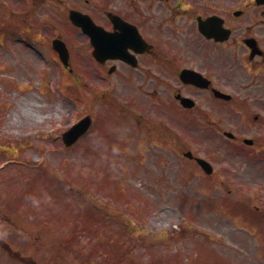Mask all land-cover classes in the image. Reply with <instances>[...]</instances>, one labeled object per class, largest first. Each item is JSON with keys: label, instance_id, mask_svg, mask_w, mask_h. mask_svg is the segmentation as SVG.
<instances>
[{"label": "rangeland", "instance_id": "obj_1", "mask_svg": "<svg viewBox=\"0 0 264 264\" xmlns=\"http://www.w3.org/2000/svg\"><path fill=\"white\" fill-rule=\"evenodd\" d=\"M16 19L14 10L0 5V215L6 220H1L0 231L5 232L7 236L12 235L11 239L14 245L17 242L22 249L23 257L19 253L10 259L8 256L5 260L0 257V264H264V239L261 240L264 233V216L248 207L241 198L221 196L248 214L242 217H228L225 213L218 212V220L226 221L223 226L231 224L232 233L222 226L216 227L212 224L213 220H217L214 216L199 215L194 211L192 198L188 196L190 189L177 198L180 200L178 202L173 198L149 201L146 200L149 193L140 194L141 203L146 200L154 205L150 210L148 205L146 206L148 211L142 215L144 221L139 225L140 229L125 231V217L116 212L118 216H114L115 218L107 223L110 226L104 230L99 228L98 231L97 228L88 227L95 223L96 215L99 216L102 212L95 204H101L104 192L100 193V188H96L90 192L91 195H86L82 190L85 186L103 187V181L113 176L120 192L125 195L118 192L115 182L111 180L104 183V188L118 194L124 201L119 200L115 204L114 199L107 194L103 198L113 201L115 208L121 207L135 192L143 188V183L149 188L150 196H155L152 190L155 189L152 183L154 178L162 185L163 181L159 178H166L167 174L171 173L180 182L179 170L175 165L182 163L172 156H168V160L175 165L165 159L154 160V164L166 163L163 167L158 166L157 172H152L149 165L144 164L146 159L143 165L136 162L132 171L122 169L133 161L127 153L130 146L133 147L138 142L139 131L151 138L153 149L163 151L159 143L162 140H171L169 136H165V132L172 119L159 120V115L153 118L151 110L155 105L152 103L149 107L144 99L131 100L135 109L127 104L114 102L106 112L103 111V114L95 117V127L86 136L83 154L79 145L75 148H64L60 141V130L82 113L79 109L80 88L67 83L65 73L52 59L33 54L28 46H22L24 49H19L18 52L1 50H10L15 40H18V36L10 38L4 28L6 23ZM17 44L19 47L18 42ZM112 92L117 94L119 100L126 98L119 96L118 89ZM134 93L133 90L132 94ZM89 102L93 104L92 108L101 107L100 103L92 99ZM147 108L152 117L149 120L150 130L138 125V121L133 117L138 111L142 112ZM127 128L131 133L137 134L134 139L129 140ZM190 132L194 134L193 130ZM186 134L189 133L185 132ZM105 147L107 151L104 150ZM142 147V144H138L133 148L136 152ZM143 153L147 158L149 151L145 150ZM131 155L140 161L143 160V155L139 153ZM101 159L107 162L108 167ZM96 164H100V168L106 172L99 171ZM185 165L190 167L189 177L199 178L200 170L196 163L186 162ZM162 168L163 171L160 172ZM140 169L148 176L146 182L143 177L138 180L140 176L137 173ZM130 176L137 182L135 187L133 185L132 193L127 185ZM84 177L90 181L88 184L83 185ZM230 177L233 178L230 182L233 193H257L255 186L240 185L236 183L238 178ZM216 180L224 181L219 178ZM178 188L185 190L183 184H179ZM166 189L170 190L174 197L175 189ZM166 189L163 187V190ZM194 196L199 202L222 200L218 208L222 211L226 209L225 200H219L215 192L203 189ZM254 201L259 202L258 198ZM163 203H168V207L159 209ZM133 206L129 202L124 214L133 212ZM103 213L106 216L111 214ZM126 219V228L135 227L130 218ZM195 222L212 225L210 228L215 233L198 228ZM248 222L250 225L245 226ZM99 232H111L122 238L127 237L130 243L123 240L117 249H113L108 245H115L101 240V236L95 239ZM210 235H214L213 239ZM13 237L19 240L16 241ZM111 237L108 235L106 238ZM256 241L261 244L259 249L254 250L253 248L258 246ZM198 245L204 247L200 249ZM249 245L253 248L250 249ZM176 257L178 259H173Z\"/></svg>", "mask_w": 264, "mask_h": 264}, {"label": "flooded vegetation", "instance_id": "obj_2", "mask_svg": "<svg viewBox=\"0 0 264 264\" xmlns=\"http://www.w3.org/2000/svg\"><path fill=\"white\" fill-rule=\"evenodd\" d=\"M0 2L17 9L16 34L38 51L54 39L80 40L82 86L160 91L180 129L191 119L196 137L214 132L229 166L264 190V0ZM72 10L92 22L73 24Z\"/></svg>", "mask_w": 264, "mask_h": 264}, {"label": "water", "instance_id": "obj_3", "mask_svg": "<svg viewBox=\"0 0 264 264\" xmlns=\"http://www.w3.org/2000/svg\"><path fill=\"white\" fill-rule=\"evenodd\" d=\"M87 124V119L78 121V123L63 133V141H65L66 144L72 143L73 140H75L84 131V129L87 127Z\"/></svg>", "mask_w": 264, "mask_h": 264}]
</instances>
